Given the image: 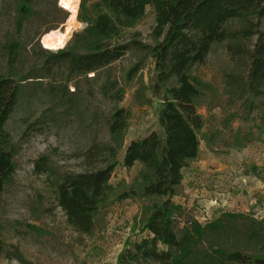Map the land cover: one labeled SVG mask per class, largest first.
<instances>
[{
    "label": "rangeland",
    "instance_id": "374dc122",
    "mask_svg": "<svg viewBox=\"0 0 264 264\" xmlns=\"http://www.w3.org/2000/svg\"><path fill=\"white\" fill-rule=\"evenodd\" d=\"M18 1L0 0V77L12 73L16 80L39 73L49 57L45 50L58 52L41 44L44 36L65 32L69 35L65 48H77L87 28L78 17H90V10L81 13L79 0L77 24L68 31L71 13L59 0H39L19 30ZM154 26L155 15L149 7L145 18L115 41L138 33L141 43L152 46ZM12 42L19 43L20 54L10 71L7 46ZM254 42L255 38L245 41V46L252 48ZM248 71V56L232 55L223 43L215 45L206 61L190 72L200 89L196 101L204 123L199 132L200 160L207 169L192 162L184 172L183 186L173 198L184 209L177 218L178 231L185 223L196 221L204 226L223 214L264 219V101L247 93ZM88 77L66 86L65 77L56 73L44 81L29 80L24 86L21 105L7 125L17 154L15 173L6 183L0 209L7 257L17 251L24 263L4 258L1 264H117L127 243L146 236L144 221L164 200L142 196L141 164L131 169L123 165L130 142L161 132L159 114L166 93L158 83L153 58L147 51L132 50L98 78ZM49 85L57 88L63 100L59 93L56 97L48 94ZM118 109H126L130 120L110 181L112 188L98 211L94 233L81 234L69 225L58 205V183L66 175L92 170L108 159L109 123ZM90 151L96 155L93 162L87 160ZM198 180L219 205L205 206L199 199H190L186 191Z\"/></svg>",
    "mask_w": 264,
    "mask_h": 264
},
{
    "label": "trees",
    "instance_id": "16d2710c",
    "mask_svg": "<svg viewBox=\"0 0 264 264\" xmlns=\"http://www.w3.org/2000/svg\"><path fill=\"white\" fill-rule=\"evenodd\" d=\"M37 1H18L19 30L32 17ZM149 7L155 15L154 44L141 43L138 33L115 41L142 21ZM82 10H90V17H78L87 28L77 48L68 46L57 53L45 50L49 57L38 74L18 80L12 73L0 77V209L6 183L15 173L17 154L7 125L21 105L29 80L44 81L60 73L67 86L77 78L90 79L91 74L98 78L132 50L147 51L166 93L159 114L161 132L130 142L123 165L131 169L141 164L142 196L164 200L145 219L142 231L146 236L127 243L117 264H264V219L223 214L204 226L196 221L185 223L178 231L177 218L184 209L173 202L184 172L201 155L199 132L204 123L197 112L200 89L191 79L192 68L203 64L215 45L225 43L232 55L248 56L247 93L264 101V0H82ZM236 23L239 26L233 27ZM253 38L252 48L246 47L245 41ZM19 52L18 42L7 46L10 71ZM47 90L52 97L59 93L51 85ZM129 120L126 109L116 110L109 123L112 146L106 147L108 159L92 170L66 175L58 183V205L78 233L92 235L95 231L96 216L112 188L110 181ZM95 156L90 151L87 160L93 162ZM2 236L0 219V264L4 258L24 263L17 251L7 257Z\"/></svg>",
    "mask_w": 264,
    "mask_h": 264
},
{
    "label": "bare ground",
    "instance_id": "6f19581e",
    "mask_svg": "<svg viewBox=\"0 0 264 264\" xmlns=\"http://www.w3.org/2000/svg\"><path fill=\"white\" fill-rule=\"evenodd\" d=\"M60 6L71 13L69 22L67 24L68 31L75 28L77 21L76 17L78 14V3L79 0H59ZM69 40V35L61 31H52L42 38L43 46L51 51H59L64 49L67 41Z\"/></svg>",
    "mask_w": 264,
    "mask_h": 264
},
{
    "label": "crops",
    "instance_id": "0c3cea01",
    "mask_svg": "<svg viewBox=\"0 0 264 264\" xmlns=\"http://www.w3.org/2000/svg\"><path fill=\"white\" fill-rule=\"evenodd\" d=\"M193 163L196 164V166H199L201 170L207 169L206 162L201 161L200 158L199 160ZM182 186H183V183H182ZM186 193L190 195L191 200L199 199V202L204 204L205 206L210 205V203L219 205L218 199H216L217 201H215L211 197L210 192L207 190V188L203 186V182H201L200 180H198L192 188L187 189Z\"/></svg>",
    "mask_w": 264,
    "mask_h": 264
},
{
    "label": "built area",
    "instance_id": "2783aa9c",
    "mask_svg": "<svg viewBox=\"0 0 264 264\" xmlns=\"http://www.w3.org/2000/svg\"><path fill=\"white\" fill-rule=\"evenodd\" d=\"M62 7V6H61ZM63 8V7H62Z\"/></svg>",
    "mask_w": 264,
    "mask_h": 264
},
{
    "label": "water",
    "instance_id": "95a60500",
    "mask_svg": "<svg viewBox=\"0 0 264 264\" xmlns=\"http://www.w3.org/2000/svg\"><path fill=\"white\" fill-rule=\"evenodd\" d=\"M41 44H42V42H41Z\"/></svg>",
    "mask_w": 264,
    "mask_h": 264
}]
</instances>
